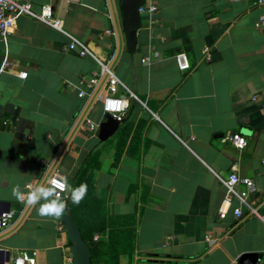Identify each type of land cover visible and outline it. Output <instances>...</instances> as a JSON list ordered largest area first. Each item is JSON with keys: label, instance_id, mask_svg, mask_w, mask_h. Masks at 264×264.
Returning a JSON list of instances; mask_svg holds the SVG:
<instances>
[{"label": "crops", "instance_id": "0c3cea01", "mask_svg": "<svg viewBox=\"0 0 264 264\" xmlns=\"http://www.w3.org/2000/svg\"><path fill=\"white\" fill-rule=\"evenodd\" d=\"M30 1L34 10L49 4L68 34L111 62L116 39L107 0ZM151 1L158 23L141 14L133 54L120 31L112 66L136 99L104 142L98 129L83 123L52 170L67 179L70 192L93 155L86 178L92 196L103 201L107 226L93 236L108 244L109 224L117 230L116 264H234L244 254L264 264V224L247 216V206L264 211V27L256 26L264 0ZM118 2L113 0L117 25ZM67 43L26 15L8 40H0V210L15 211L8 231L26 208L12 196L13 187L27 192L40 184L90 98H79L76 85L97 72V63L66 51ZM178 53L187 55L188 71L178 70ZM86 112L98 126L105 119L99 101ZM236 133L246 138L241 149L224 140ZM231 173L254 187L239 185L245 205L234 198L219 220L225 195L219 178ZM38 207L0 241V250L9 253L4 264L23 252L35 264L70 263L62 217H41ZM234 208L242 210L238 220Z\"/></svg>", "mask_w": 264, "mask_h": 264}, {"label": "built area", "instance_id": "2783aa9c", "mask_svg": "<svg viewBox=\"0 0 264 264\" xmlns=\"http://www.w3.org/2000/svg\"><path fill=\"white\" fill-rule=\"evenodd\" d=\"M262 0L258 1V4H262ZM139 13L145 14L150 19V24H157L158 21L153 17L157 13V7L150 0L149 2L144 1L143 5L139 8ZM29 16L50 28L60 32L67 37L68 43L65 47L66 51L75 52L80 58L91 57L97 63V72L92 73L88 77H81L76 85L77 96L79 98L92 97L93 101H99L101 103V110L103 116L110 115L117 122H122L126 112L128 111L130 101L136 99V97L127 89V87L119 80L110 68V62L100 61L88 48V46L76 39L75 37L68 34L63 29V21L57 17L49 4L41 5L38 10L33 9V4L30 0H0V40L6 41L13 34V29L16 25V21L19 16ZM256 26L264 27V18H261ZM203 53L206 61L210 60L209 48H204ZM142 62H146L142 60ZM175 62L178 70L188 71L190 69V63L185 53H178L175 56ZM20 79H25L27 76L26 72H21L19 75ZM84 123L90 130H97L98 125L93 123L90 119L85 116ZM3 126L8 124L5 120L2 122ZM235 148L241 149L246 145V138L240 134H232L227 136L225 139ZM52 179L63 180L58 174L53 172ZM48 180V182L50 181ZM225 189V195L221 206L217 211V218L222 219L231 208L232 200L238 199L241 204L245 205L244 199L238 193L237 187L239 185L245 186L248 190H253V181L249 178H242L236 174H228L225 178H219ZM47 182V183H48ZM62 198L66 200L68 194L65 192L61 194ZM232 214L235 219L242 217L241 208L232 209ZM247 216L256 217L264 224V211L259 212L257 209L247 206ZM15 220V211L9 210L0 214V232L7 230L10 227L12 221ZM59 229H63L60 226ZM98 236H93V240L97 241ZM207 240H210L207 238ZM13 264H35L33 255L28 253H21L16 258L12 259ZM234 264H245L239 260L235 261Z\"/></svg>", "mask_w": 264, "mask_h": 264}, {"label": "water", "instance_id": "95a60500", "mask_svg": "<svg viewBox=\"0 0 264 264\" xmlns=\"http://www.w3.org/2000/svg\"><path fill=\"white\" fill-rule=\"evenodd\" d=\"M145 0H119L118 5L120 9V18L117 25L116 19H115V7L113 4V0H107L113 31L116 39V48L113 55V58L110 62V68L113 66V63L115 62V59L117 58L119 51H120V31L123 33V37L125 39L126 44V50L129 53L135 52V47L137 43L136 33L137 30L141 26V15L139 13V8L143 5ZM120 29V30H119ZM95 101H93V98L90 97L84 110L81 112L77 120L75 121L71 131L69 132V135L65 142L62 144L56 158L52 162L50 168L48 169L47 173L42 178L40 184H46L48 180L52 177V174L54 170L52 168H55L56 160L59 158L60 154L63 152V150L68 147L69 145V139L72 135H74L77 130L81 127V125L84 123V118L87 116V108L89 106H93ZM119 122H117L115 119H113L110 115H105V119L103 122H101L98 126V139L101 142L106 141L109 139L118 129ZM53 168V169H54ZM39 184V185H40ZM66 194L69 193V188L65 191ZM30 207H27L23 210L20 217L17 219V221L13 224V226L10 228V230H5L3 232H0V241L4 240V238L7 236V234L13 230L16 226L19 225V223L22 221L24 215L29 210ZM9 211V210H7ZM3 213L2 210H0V214ZM62 223L65 227L67 238L69 240L70 246H69V254L71 256L70 263L69 264H91V254L89 251V248L87 244L84 242V240L81 237V234L79 232V229L75 222L72 220L71 216L69 214H65L62 217ZM240 261L245 264H256L257 262V255L255 254H244L240 257ZM5 262H9V253L2 249L0 250V264H4Z\"/></svg>", "mask_w": 264, "mask_h": 264}, {"label": "trees", "instance_id": "16d2710c", "mask_svg": "<svg viewBox=\"0 0 264 264\" xmlns=\"http://www.w3.org/2000/svg\"><path fill=\"white\" fill-rule=\"evenodd\" d=\"M93 157L91 154L89 158L81 165L75 178L71 183V188L79 186L81 183H86L88 186V192L84 200L77 206L73 205L69 194L66 198L67 211L72 220L77 225L82 239L87 244L91 254V264H116L119 253L121 252V243L118 240H114V235L118 232L112 228L109 224V241L108 244H104L101 241L95 242L93 240V234L95 232H102L106 229L104 220V208L103 201L98 198H94L91 194L92 186L88 183L86 178L88 160ZM120 159V152L117 151L115 156V162Z\"/></svg>", "mask_w": 264, "mask_h": 264}, {"label": "clouds", "instance_id": "9594fccd", "mask_svg": "<svg viewBox=\"0 0 264 264\" xmlns=\"http://www.w3.org/2000/svg\"><path fill=\"white\" fill-rule=\"evenodd\" d=\"M68 188L69 184L66 178L63 180L52 179L47 184H40L27 192L16 185L12 189V196L27 207L39 205L37 209L39 216L59 220L67 211V201L62 198L61 194ZM87 192L86 183L71 188L69 197L72 204L78 206L86 197Z\"/></svg>", "mask_w": 264, "mask_h": 264}]
</instances>
